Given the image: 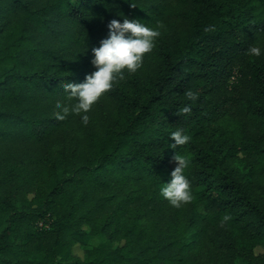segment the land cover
Masks as SVG:
<instances>
[{
  "label": "trees",
  "instance_id": "obj_1",
  "mask_svg": "<svg viewBox=\"0 0 264 264\" xmlns=\"http://www.w3.org/2000/svg\"><path fill=\"white\" fill-rule=\"evenodd\" d=\"M122 17L158 28L154 48L87 124L57 120L56 104L74 102L62 85L94 70L91 49ZM252 45L264 49V0H0V264H264V53ZM177 128L191 139L172 149ZM175 152L190 160L180 207L160 192ZM97 235L116 246L71 254Z\"/></svg>",
  "mask_w": 264,
  "mask_h": 264
},
{
  "label": "clouds",
  "instance_id": "obj_2",
  "mask_svg": "<svg viewBox=\"0 0 264 264\" xmlns=\"http://www.w3.org/2000/svg\"><path fill=\"white\" fill-rule=\"evenodd\" d=\"M108 35L101 39L99 46L91 49V64L94 70L85 75L82 82H67L62 88L67 96L73 98L74 102L56 104L55 118L64 120L70 113L80 115L84 124L89 122L88 112L93 104L108 90H110L118 79H123L125 73L136 72L143 64L145 54L154 48L156 39L160 36L158 28L149 27L138 19H112L108 25ZM250 56L258 57L264 53L260 46L252 45L247 49ZM184 95L190 101L199 97L198 91L188 89ZM191 104H185L179 109L180 113H190ZM172 140L168 147L176 149L179 145L187 144L191 137L182 128H177L169 133ZM174 160L176 166L170 173V180L163 183L161 195L173 206L180 207L192 199L191 184L185 175L190 160L185 155L175 152ZM229 219L228 215L223 221Z\"/></svg>",
  "mask_w": 264,
  "mask_h": 264
},
{
  "label": "rangeland",
  "instance_id": "obj_3",
  "mask_svg": "<svg viewBox=\"0 0 264 264\" xmlns=\"http://www.w3.org/2000/svg\"><path fill=\"white\" fill-rule=\"evenodd\" d=\"M237 117L234 116V117H230L228 119V121L226 122V124H228L229 122L232 121V125L231 127H235V125H237ZM239 158L242 157L241 155H238ZM33 194H27L25 196V198L27 200H31ZM20 199L22 200L23 198L20 196ZM116 246V243H112L110 242L106 236L104 235H97V236H91L87 239V242L84 246H78L77 244L73 245L72 246V249H71V254L74 255V256H77L79 257L80 259L83 258V253L85 250L87 249H91V248H113ZM264 253V250L261 248V247H257L254 249V255L257 256V255H261Z\"/></svg>",
  "mask_w": 264,
  "mask_h": 264
}]
</instances>
